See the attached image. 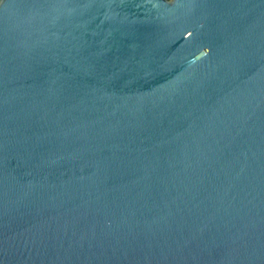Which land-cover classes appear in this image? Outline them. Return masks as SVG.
<instances>
[{"label": "water", "instance_id": "1", "mask_svg": "<svg viewBox=\"0 0 264 264\" xmlns=\"http://www.w3.org/2000/svg\"><path fill=\"white\" fill-rule=\"evenodd\" d=\"M0 264H264V0H0Z\"/></svg>", "mask_w": 264, "mask_h": 264}]
</instances>
